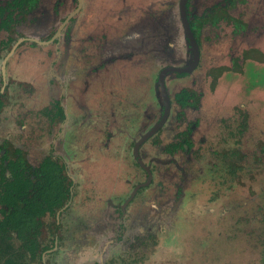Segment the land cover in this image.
Returning <instances> with one entry per match:
<instances>
[{
    "label": "rangeland",
    "instance_id": "1",
    "mask_svg": "<svg viewBox=\"0 0 264 264\" xmlns=\"http://www.w3.org/2000/svg\"><path fill=\"white\" fill-rule=\"evenodd\" d=\"M52 1L43 0L38 19L26 28L25 34L48 36L71 8L69 0H60V8L53 16ZM116 1L119 0H83L68 35L78 50L73 61L78 73L69 76L67 60L51 62V45H22L9 57L7 80L3 87L0 83V147L3 144L9 151L19 149L27 161L40 158L53 148V155L61 159L68 178L73 180L71 200L58 222L57 247L46 257V263L264 264V191L259 189L264 180L258 173V164L234 162L236 173L231 182L226 181L225 164L218 162L217 169H213L209 160L200 163V173L192 169L182 176L180 151H165L184 124L195 118L202 122V102L223 116L225 110L242 102L241 83L226 77V0H190L189 15L196 28L201 63L190 75L164 78L170 100L180 90L192 93L190 108L177 109L172 105L165 128L139 146L138 154L143 164H149L153 175L150 183L120 208L134 185L143 180L133 160L132 147L155 122L154 106L160 103L158 72L172 63L186 64L190 52L181 32L177 0H133V11L127 2L118 6ZM214 6L217 13L208 14ZM130 13L133 30L126 23ZM202 14L204 20L200 18ZM114 25L120 34L108 32ZM131 33L130 61L115 62L118 66L108 68L106 80H101V75L83 76L81 61L89 59L86 63L94 66L98 52L97 43L87 44L85 40L106 34L107 40L124 42L123 36ZM2 39L0 35V46ZM82 45L90 47L85 50ZM9 47L0 51V63ZM109 47L105 46L106 58ZM49 64L59 68L61 78L53 72L49 75L56 76L66 96L64 121L54 115L52 109L56 107L49 99ZM215 70L217 76L221 74L219 79L213 78ZM256 74L261 77L262 72ZM250 84L246 80L245 86ZM49 87L55 96L57 86ZM260 89L253 88L249 98H260L262 111L264 83ZM235 91L239 96L233 95ZM198 92L202 99L197 100ZM79 103L85 108V115L80 110L83 107L75 106ZM260 114L262 122L258 125L264 130V112ZM211 118L210 125L191 133L193 144L196 145L199 133L209 142L215 139L216 118ZM221 141L220 151L225 152L224 136ZM241 150L239 146L235 152L241 155ZM110 200L115 202L114 210L104 213L110 209Z\"/></svg>",
    "mask_w": 264,
    "mask_h": 264
},
{
    "label": "flooded vegetation",
    "instance_id": "2",
    "mask_svg": "<svg viewBox=\"0 0 264 264\" xmlns=\"http://www.w3.org/2000/svg\"><path fill=\"white\" fill-rule=\"evenodd\" d=\"M59 1L60 0H54L50 5V11L52 12L51 14L53 16L57 14V10L60 8V3H58ZM42 2L43 0H0V35L1 37H3L1 41L0 51H3L10 46L9 50L6 52L0 63V83L2 87L8 77L7 74L5 75V68L8 59L14 53V51L22 45H32L35 47H46L51 45V62L57 63L59 59L64 61L67 60V62L69 63V65L67 66V70L70 77L73 76V73L76 74L79 72V69H77V65L73 63L74 57H76L74 53L78 50L74 49V46L72 45V43H70L71 38L69 39L68 35L70 29H72V26L74 24L75 16H77L81 9L83 0H69V4L71 5L70 10L64 15L63 18L55 23L48 36L42 38V36L35 37L30 34H25L24 32L26 28L35 23L38 19L37 12L41 9ZM124 2H127V6L133 11V0H119L116 1V4L119 6L120 4H125ZM179 2L180 0H177L178 20L184 42L186 43L187 48L190 52V61H188L184 65H172L174 63L166 65L158 72L157 87L159 90L160 103L158 104V106H154L156 112V117L154 118L155 122L147 131H149L154 126H156V130L144 141L139 143L135 150V154L133 152L137 141L139 140L141 135H143L147 131H145L138 137V139L133 143L132 147V157L136 167L143 174V180L137 185H134L132 192L128 195L120 208H122L124 205H127V202L132 199L133 195H135L138 189L147 186L151 181V176L153 175L149 164H143L142 158L138 154L139 146L146 140L153 138L156 133H160V131L165 128V125H167V123L169 122L172 105H175L177 109H189L193 98L192 93L186 90H180L178 93H175L172 97V100H170L167 94V89L164 85V78L167 75H174L176 77L190 75L191 72L197 70V66L200 65L202 58L200 47L196 39L197 34L194 21H192L189 15L190 0H184L183 15L191 38L194 41V46L190 44L188 37L183 32L179 12ZM226 5V62L228 64L226 77L232 81L236 80L234 82L241 83L240 87L243 91L241 93L242 96H239L236 91L233 95L239 96L242 102L241 104L236 105V108L232 106L228 109V111L225 110L224 114L226 115L224 116L219 114L220 112L214 111L212 105L206 104L204 106L202 102V107L200 110L202 122H198L195 118L191 122L184 124V126L182 127L183 129H181L177 133L176 137H174L173 143L170 144V147L166 148L165 151L172 154L180 151V158L183 156L182 165L180 168L182 176H184L186 172L192 169L197 173H200V163L202 164L203 161L205 163L209 160V163L211 164L213 169H217L215 167L219 166L218 162L225 164L227 178L226 181L231 182L233 180V175L236 173V170L232 165L234 162L241 161L242 163H249L254 161V163L258 164V173L260 171V175L264 180V165L262 166L261 170L259 167L262 163H264V130H261L262 128H260L262 122V115L260 113L264 112V109L262 111L260 110V98L255 96V99H252V101L249 98V93L253 91V88L261 90L260 85L264 83V0H226ZM214 10H217L216 7H211L208 10L210 11L208 14H216L217 12H215ZM45 12L47 11L44 9L43 13L45 14ZM203 14L200 17L202 20H204L205 17L203 16ZM127 18L128 21L126 23L129 24V27H131L133 25V14L130 13L129 17ZM44 19L46 20L45 16ZM119 19L121 20V17H119ZM201 19L200 25L201 27H203L204 24L202 23ZM130 29L133 30L132 27ZM108 32L120 34L118 26L115 25L114 28L110 29ZM64 34L67 38L64 36ZM91 35L92 34H90L89 36ZM123 37L125 39L124 42L121 40H119L118 42H115L112 39L107 40L106 34H101L99 38L91 37L85 40L87 41V44H89L90 42L92 43V45L97 43L96 49L98 50V52L94 57L97 60L94 66H91L90 63H86L85 60L89 59L83 58V60L81 61L83 63V67L81 68L82 70H80V72H82L83 76H86L88 78L91 74L95 76L101 75V80H106L105 78L107 77V73L109 74L108 68L112 67L113 69H115V67L118 66L117 64H115V62L117 63L119 60L125 59L130 61L133 58V33H131L130 35L125 34ZM115 38L119 37L116 36ZM110 42L111 44H109ZM130 43L131 45H129ZM83 46L84 45H82V47ZM105 46L112 47H109L110 49H107L109 53L108 58L105 57ZM87 47L89 48L90 45H88ZM87 47H83V49L88 50ZM60 48H62L61 52ZM121 53H125L126 56H121ZM87 56L89 57V55ZM51 66L53 68H51ZM217 66L221 67V65ZM249 71L253 72H251L253 75L252 78L250 76L251 74H249ZM51 72H53V74L55 75H58L60 73L59 68L56 64H49L48 66V79L51 81V85L57 86V93L55 96V92H53V90L52 92L50 91L51 87L49 86L51 85L49 84V80H46V85L48 88L49 99L51 100L50 102L53 103L56 107V109H52L55 110L54 115L64 121L67 120L66 113L64 112V100L66 96L64 95L61 86L59 85L60 81L56 78V76H54L53 74L49 75ZM214 72V74H216V70ZM256 72H262L261 77L258 76ZM227 74L229 76H227ZM160 76L162 81L161 85H159ZM59 77L61 78L60 74ZM216 77L217 79H219L221 77V74L218 76L217 74L213 76V78L215 79ZM246 80L251 81V84L249 86H245ZM2 87H0V94L3 92ZM196 97L197 100L202 99L201 93L198 92ZM75 106L83 107L82 105H80V103ZM1 107L2 103L0 101V108ZM196 108L199 109L198 105L196 106ZM80 110H82L85 115V108H80ZM52 112L53 111H51L50 113ZM210 116L216 118V124H214V126L216 127L215 139L209 142L206 136H202L199 133L197 136L196 145L193 144L192 138H190L191 133L193 131L198 132V128L200 127H207L208 125H210V123H208V121L212 122V118L210 119ZM49 119L52 120L53 118ZM223 136L225 138V144L227 146L225 152L220 151L223 146V143L221 141ZM210 143H213V145H211ZM2 146L4 145L2 144ZM2 146L0 147V164H2L3 167H6L8 161H18L21 164V169H24L22 173L24 175L27 174L29 176V179L31 180L33 179L31 173L34 172L35 169L38 168L39 164H41L45 160L52 161L60 168L61 177L63 178V184L67 188L66 199L63 201L60 207L51 209V213L45 211L36 219V230L32 231V234L36 232L35 237H31L32 234H30L29 237L25 235L27 237L26 240H22L20 238L17 239L15 236H12L11 240L9 239L5 241V243H7L5 244L7 246V249L5 251L6 257H8L9 255H13L17 258L19 263L23 264H48V262L46 263V257L48 255H51L56 250L59 237L58 222L60 216L62 215V212L67 208L71 200V186L73 184V180L68 178L65 165L61 163V159L59 160L58 156L53 155V148H49L46 155H43V153H41V155L43 156H41L40 158L37 157L32 161H27L22 158L21 151L19 149H12L11 151H9L7 149H4ZM239 146L242 147L241 155H238L237 151V154L235 152V150H237ZM243 149H245V152L243 151ZM200 160L202 161L199 162ZM4 176L9 177V172L6 169L4 171ZM245 186L247 189H249V191L251 190L249 185ZM259 189L264 191V183ZM107 203L110 209L106 210L104 213L108 211H110L111 213V211L114 210L113 207L115 202L113 200H110L107 201ZM100 215L102 216V213H100ZM82 219L86 222L85 218ZM27 239L30 240L28 244H26ZM32 246L34 247L33 254H30L29 250L32 249Z\"/></svg>",
    "mask_w": 264,
    "mask_h": 264
},
{
    "label": "trees",
    "instance_id": "3",
    "mask_svg": "<svg viewBox=\"0 0 264 264\" xmlns=\"http://www.w3.org/2000/svg\"><path fill=\"white\" fill-rule=\"evenodd\" d=\"M5 169L9 177L4 176ZM23 171L18 161H8L6 167L0 164V264H23L13 255L5 256V241L11 240L12 236L26 240L36 230V219L43 212L51 213V209L60 207L67 195L60 168L52 161L39 164L31 173L32 180ZM29 241L27 239L26 244ZM33 248L29 250L30 254H33Z\"/></svg>",
    "mask_w": 264,
    "mask_h": 264
},
{
    "label": "water",
    "instance_id": "4",
    "mask_svg": "<svg viewBox=\"0 0 264 264\" xmlns=\"http://www.w3.org/2000/svg\"><path fill=\"white\" fill-rule=\"evenodd\" d=\"M183 3H184V0H180V2H179V12H180V17H181L182 29H183L184 34L188 37V40H189L190 44L192 46H194V41L191 38L189 29H188L187 24H186L185 19H184V15H183V6L184 5H183ZM161 76L159 77V85L162 84ZM155 130H156V126L152 127L149 131H147L146 133L141 135V137L139 138V140L137 141V143L135 145L134 152H133L134 154H135V150H136L137 146L139 145V143L144 141L151 134H153L155 132Z\"/></svg>",
    "mask_w": 264,
    "mask_h": 264
}]
</instances>
